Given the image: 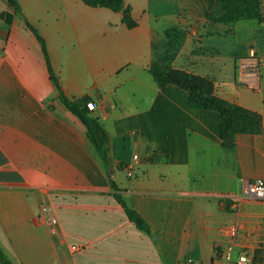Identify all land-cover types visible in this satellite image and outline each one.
<instances>
[{"label":"crops","instance_id":"crops-1","mask_svg":"<svg viewBox=\"0 0 264 264\" xmlns=\"http://www.w3.org/2000/svg\"><path fill=\"white\" fill-rule=\"evenodd\" d=\"M16 1L45 41L63 95L94 104L113 162L106 172L81 122L58 102L23 20L9 28L0 20V249L8 260L233 264L246 250L249 264H264V201L242 187L264 180V52L238 36L252 21L210 22L223 13L214 0H124L136 23L128 29L122 12L80 0ZM244 44L262 60L257 90L237 81ZM152 62L211 80L217 97L260 116L262 132L223 148L219 113L191 109L175 86L158 88ZM110 181L150 235L127 219Z\"/></svg>","mask_w":264,"mask_h":264},{"label":"trees","instance_id":"trees-1","mask_svg":"<svg viewBox=\"0 0 264 264\" xmlns=\"http://www.w3.org/2000/svg\"><path fill=\"white\" fill-rule=\"evenodd\" d=\"M8 11L0 15V20L9 28L15 17H20L27 31H29L39 44L41 54L45 61L49 79L58 92V102L73 116H75L85 128V134L95 151L97 152L106 172L112 168V157L110 153L109 136L99 122L90 114L86 104L90 101L88 97L71 101L61 92L57 78L53 74L47 55L46 44L38 31L24 18L21 8L16 0H4ZM91 8H104L113 12H122V23L132 29L136 26L131 18V8L124 5V0H80ZM215 4L222 10V15L215 17L210 14L208 20L217 24H233L239 21H256L262 23L260 2L261 0H214ZM148 73L151 75L158 88L175 86L184 90L188 95V103L191 109L199 111H215L220 115V139L221 145L225 149L233 148V139L238 134L257 135L262 132L260 116L242 107L230 104L217 97L211 80L162 66L157 62H152L148 66ZM122 164L119 165V167ZM124 166V165H123ZM110 187L114 193L115 201L123 208L127 219L135 227L150 235L149 225L132 209H130L118 194L116 185L110 181ZM0 264H12L0 249Z\"/></svg>","mask_w":264,"mask_h":264},{"label":"built area","instance_id":"built-area-1","mask_svg":"<svg viewBox=\"0 0 264 264\" xmlns=\"http://www.w3.org/2000/svg\"><path fill=\"white\" fill-rule=\"evenodd\" d=\"M261 66L262 60L260 57L256 55V53L250 49L248 52V56L245 58H241L237 62V81L240 85L249 87L252 90H257L260 79H261ZM86 108L89 111H93L94 104L87 103ZM137 157L134 156L133 160H136ZM123 170L126 173L127 177L132 176V165L126 164L123 167ZM242 187L245 195L249 200L253 201H264V180L256 179L254 181H243ZM42 211H46V208H42ZM51 223H55L54 219H50ZM235 232H231V235L234 236ZM231 248L226 249L225 258L230 261L231 257ZM250 258L246 250H242L237 258V261L233 264H249Z\"/></svg>","mask_w":264,"mask_h":264},{"label":"rangeland","instance_id":"rangeland-1","mask_svg":"<svg viewBox=\"0 0 264 264\" xmlns=\"http://www.w3.org/2000/svg\"><path fill=\"white\" fill-rule=\"evenodd\" d=\"M260 7H261V12H262V16L264 18V0H261L260 2ZM7 12V11H5ZM253 24H258L255 21H252V27L248 26V27H242L241 30H239L238 32H241V34H239L238 36L240 38H252L253 40L256 41V45L257 47L264 52V27H257L255 28V26L253 27ZM257 26V25H256ZM247 29V30H246ZM250 46V45H249ZM249 46H245V44L242 46L241 49L237 48V51H239L240 55L243 51H248L249 50ZM233 52V51H232ZM236 52V51H235ZM249 52V51H248ZM226 55L227 57H229L231 55V52L229 51V48H226ZM237 55L238 58H245L248 56V53H246V55L240 56ZM257 55V54H256ZM258 56V55H257ZM259 57V56H258ZM261 71H262V66H261ZM260 71V74H261ZM264 72V70H263ZM264 77V76H263ZM130 164V163H129ZM42 210V209H41ZM233 258L237 259V255L235 253H233Z\"/></svg>","mask_w":264,"mask_h":264}]
</instances>
